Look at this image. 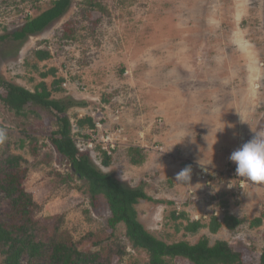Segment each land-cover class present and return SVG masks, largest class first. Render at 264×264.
Masks as SVG:
<instances>
[{
	"label": "rangeland",
	"instance_id": "374dc122",
	"mask_svg": "<svg viewBox=\"0 0 264 264\" xmlns=\"http://www.w3.org/2000/svg\"><path fill=\"white\" fill-rule=\"evenodd\" d=\"M51 1L0 0V36L19 28L25 15L48 9ZM44 42L51 57L38 61L34 52L43 50ZM49 69L65 83L51 98L79 103L61 115L69 119L75 143L87 134L73 130L78 119L93 114L103 120V132H113L110 119L119 109L120 141L111 164L101 167L99 155L83 151L98 170L151 198L135 206L147 232L166 244H195L203 237L210 245L225 241L245 264L258 263L264 183L239 189L227 173L235 167L230 154L254 134L264 135V0H71L41 33L23 43L0 42V79L33 91L40 73ZM43 81L49 86L53 78ZM25 112L16 116L0 103V129L7 133L0 162L8 157L17 162L9 173L22 177L37 205L33 219L49 218V226L58 222L60 232L89 255L104 248L99 260L91 258L93 264H148L147 254L126 240L122 224L107 229L105 201H91L86 182L51 144L53 112L35 106ZM129 148L140 150L142 165L129 162ZM189 166L213 177L204 191L186 176L175 180ZM8 209L0 194V222L8 221ZM225 213L243 223L210 233L211 216L220 222ZM173 214L185 218L175 220ZM256 218L261 224L250 227ZM197 220L205 227L186 233L185 225ZM165 264L190 263L167 259Z\"/></svg>",
	"mask_w": 264,
	"mask_h": 264
},
{
	"label": "trees",
	"instance_id": "16d2710c",
	"mask_svg": "<svg viewBox=\"0 0 264 264\" xmlns=\"http://www.w3.org/2000/svg\"><path fill=\"white\" fill-rule=\"evenodd\" d=\"M40 1L33 0L35 3ZM70 4L71 0H54L51 1L48 9L35 17H30L29 14L25 15V22L14 32L0 36V42L8 38L14 42L23 43L29 36L41 33L49 23L61 17ZM89 5L96 10L100 9V4L97 5L93 1H90ZM43 44H46L43 50L37 49L34 52V57L38 61H44L51 57L48 43L44 42ZM55 73L54 69L40 73L41 81L35 85L33 91L0 79V103L16 116H25L26 108L31 106L53 112L56 130L52 131L50 142L57 153L69 162L74 175L79 180L86 182L91 201L100 198L105 201L110 214L107 219V229L114 231L117 225L122 224L126 240L133 249L143 250L147 254L148 264H165L167 259L186 260L190 264H245L242 261V254L232 249L225 241L218 240L210 245L208 239L203 237L195 244H188L184 241L166 244L143 228L135 206L140 200L151 201V198L142 190L125 187L112 175L101 172L94 167L86 154L78 151L75 141L72 139L71 123L67 117L61 115L68 108L79 106V103L51 98L52 94L61 92L64 83L63 78L55 77ZM49 75L53 81L47 86L43 80ZM75 126L79 131L84 128L92 129L94 120L85 116L78 119ZM87 137L88 135L84 138ZM22 146L23 143L20 144V147ZM127 154L132 165H142L144 157L139 149L129 148ZM14 160L13 157H8L0 162V194L9 204L8 221L0 222L1 264H93L91 258L99 260L100 250H104V248H100L94 255H89V252L80 251L77 244L68 239V234L60 232L58 222L49 226L47 224L49 218L43 221L33 219L32 212L34 208H37V205L31 194L24 189L22 177H19L17 173H9V166L17 165ZM100 164L107 168L111 164V159L102 153ZM172 217L178 220L185 218V215L174 216L173 214ZM242 223L243 220L225 213L220 222L218 218L211 216L208 230L212 234H216L221 228L233 231ZM260 224L261 219L256 218L250 222V227H257ZM204 227L205 225L200 221H192L188 222L183 229L186 233L197 234ZM44 231L47 237L42 240L38 237V233H44ZM89 236L92 237L91 234ZM99 242L97 240L95 245L99 246ZM108 252L111 254L112 251ZM106 261L108 263L107 259ZM256 264H264V237L263 247Z\"/></svg>",
	"mask_w": 264,
	"mask_h": 264
},
{
	"label": "built area",
	"instance_id": "2783aa9c",
	"mask_svg": "<svg viewBox=\"0 0 264 264\" xmlns=\"http://www.w3.org/2000/svg\"><path fill=\"white\" fill-rule=\"evenodd\" d=\"M63 86H65V83H63ZM119 114H120L119 109H116L115 115L110 119V121L115 125V129L113 132L108 131V130L103 132V126H104V124H102L103 120L98 118V117H95L93 114L89 115V117H91L94 120V127L92 129L86 130V133H87L86 135H88L87 138H81V141H79V143H75L78 151L80 153L84 154V151L89 149V155L90 156L99 155V157L101 158L102 153H104L105 156L112 159L114 152H115V149L118 146V142L120 141L119 136L116 135L117 134V128L119 127L117 124L118 118L120 117ZM97 115L100 116V114H97ZM86 116H88V115H86ZM81 118H83V117H81ZM72 128L74 131H76L75 130L76 126L72 125ZM96 146H98V148L96 149L98 152H95L93 150L96 148ZM83 148L85 149L84 151H83ZM100 158H99V160H100ZM100 166H101V164H100ZM187 169H189V179L195 180L196 182H198V184H202L204 189H201V190H203V191L205 190V186L209 185V178L211 177V179H213V177L211 175L209 177V174L200 168H196L194 170L191 166H189V167H187ZM227 177H229L234 182L236 187L239 189L244 188V186H247L249 183H255V182H251V181L247 180L246 178L239 177V176L235 175V167H233V169H231L227 173ZM186 178H187V176H186ZM187 180H188V178H187Z\"/></svg>",
	"mask_w": 264,
	"mask_h": 264
},
{
	"label": "clouds",
	"instance_id": "9594fccd",
	"mask_svg": "<svg viewBox=\"0 0 264 264\" xmlns=\"http://www.w3.org/2000/svg\"><path fill=\"white\" fill-rule=\"evenodd\" d=\"M7 133L0 129V142L6 138ZM235 165V175L246 178L255 183H264V135L254 134L251 139L234 150L228 157ZM189 169H184L176 175L175 180L182 182Z\"/></svg>",
	"mask_w": 264,
	"mask_h": 264
},
{
	"label": "crops",
	"instance_id": "0c3cea01",
	"mask_svg": "<svg viewBox=\"0 0 264 264\" xmlns=\"http://www.w3.org/2000/svg\"><path fill=\"white\" fill-rule=\"evenodd\" d=\"M83 130H85V131H86L87 129H86V128H84Z\"/></svg>",
	"mask_w": 264,
	"mask_h": 264
},
{
	"label": "water",
	"instance_id": "95a60500",
	"mask_svg": "<svg viewBox=\"0 0 264 264\" xmlns=\"http://www.w3.org/2000/svg\"><path fill=\"white\" fill-rule=\"evenodd\" d=\"M73 172V174H74V171H72Z\"/></svg>",
	"mask_w": 264,
	"mask_h": 264
}]
</instances>
